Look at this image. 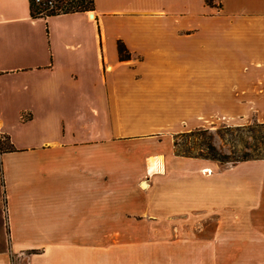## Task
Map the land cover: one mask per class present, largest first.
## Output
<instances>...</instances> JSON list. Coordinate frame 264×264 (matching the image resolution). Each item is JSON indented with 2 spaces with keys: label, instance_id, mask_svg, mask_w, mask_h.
I'll return each mask as SVG.
<instances>
[{
  "label": "crops",
  "instance_id": "crops-1",
  "mask_svg": "<svg viewBox=\"0 0 264 264\" xmlns=\"http://www.w3.org/2000/svg\"><path fill=\"white\" fill-rule=\"evenodd\" d=\"M255 121L264 0H95L47 17L0 0V136L15 147L0 150V264H264V159L178 155L169 138Z\"/></svg>",
  "mask_w": 264,
  "mask_h": 264
},
{
  "label": "rangeland",
  "instance_id": "rangeland-1",
  "mask_svg": "<svg viewBox=\"0 0 264 264\" xmlns=\"http://www.w3.org/2000/svg\"><path fill=\"white\" fill-rule=\"evenodd\" d=\"M216 125V123H215ZM193 131V132H192ZM3 139V137H0ZM175 153H188L194 156L213 157L208 144H213L217 154L225 162L249 155L264 158V123L249 122L240 125H216L214 128L199 127L195 130L180 132L169 137ZM6 142V140H5ZM8 147L7 142L3 143ZM107 241H143L158 242L174 237L176 229H107ZM175 234V235H174ZM176 251H171V253ZM148 252L145 257H153ZM161 256V254H160Z\"/></svg>",
  "mask_w": 264,
  "mask_h": 264
},
{
  "label": "trees",
  "instance_id": "trees-1",
  "mask_svg": "<svg viewBox=\"0 0 264 264\" xmlns=\"http://www.w3.org/2000/svg\"><path fill=\"white\" fill-rule=\"evenodd\" d=\"M95 9V0H30V10L33 17H47L52 15H59L71 12H85L92 11ZM118 52L121 60L130 58L131 54L128 51L127 47L122 41L118 42ZM193 132V131H192ZM3 139L0 138V150L1 151H13L15 147L10 142L8 136L1 135ZM0 136V137H1ZM8 144V147H5L3 143ZM208 148L211 150L213 157H206L203 155H198L196 157H203L208 159L217 160L220 162H225L217 154V150L213 144H208ZM178 155L184 156H194L188 153H176ZM251 159H264V158H254L249 155L243 156V158L235 159L233 162L251 160ZM228 161V160H227ZM226 161V162H227Z\"/></svg>",
  "mask_w": 264,
  "mask_h": 264
},
{
  "label": "water",
  "instance_id": "water-1",
  "mask_svg": "<svg viewBox=\"0 0 264 264\" xmlns=\"http://www.w3.org/2000/svg\"><path fill=\"white\" fill-rule=\"evenodd\" d=\"M143 185H146V183H145V182H143Z\"/></svg>",
  "mask_w": 264,
  "mask_h": 264
}]
</instances>
